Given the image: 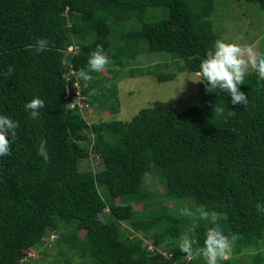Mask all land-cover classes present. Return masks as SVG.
<instances>
[{"label": "trees", "instance_id": "16d2710c", "mask_svg": "<svg viewBox=\"0 0 264 264\" xmlns=\"http://www.w3.org/2000/svg\"><path fill=\"white\" fill-rule=\"evenodd\" d=\"M216 1L0 0V113L20 122L12 154L0 158V264H74L70 252L79 255L77 264H188L175 240L193 228L201 210L218 214L234 242L232 258L222 263L264 264L259 250L264 214L256 210L257 202H264V87L254 72L241 88L247 107L233 109L230 98L209 94L200 83V101L185 111L156 101L128 121L90 123L86 117L90 105L91 110H117L123 77L155 74L151 65L115 67L140 52L172 53L184 61L179 71L198 73L200 60L221 40L212 20ZM243 1L264 9V0ZM152 7L169 15L147 20ZM111 20H138L141 26L121 33L122 45L114 49L111 35L117 29L112 31ZM38 38L50 41L48 51L34 52ZM74 44L79 50L69 51ZM97 45L111 58L109 74L80 78L89 104L81 112L66 98L68 83L72 94L76 90L70 72L86 70ZM9 66L15 69L12 76ZM156 75L160 81L176 76ZM33 96L45 101L36 121L23 108ZM215 104L225 109L224 118L214 115ZM41 138L48 141V164L37 155ZM91 151L102 169L80 168ZM154 172L169 196L191 200L181 212L194 206L192 219L170 208L145 211L150 195L145 177ZM100 186L106 187L109 202ZM133 201L144 202L142 212ZM107 207L104 220L100 215ZM199 223L196 233L203 246L211 225ZM140 232L159 245L170 241V254L148 251ZM49 248L56 254L45 262ZM33 250L38 257L24 262Z\"/></svg>", "mask_w": 264, "mask_h": 264}, {"label": "rangeland", "instance_id": "374dc122", "mask_svg": "<svg viewBox=\"0 0 264 264\" xmlns=\"http://www.w3.org/2000/svg\"><path fill=\"white\" fill-rule=\"evenodd\" d=\"M168 15L169 11L167 9L162 7H152L149 9L147 20L165 18ZM212 20L215 30L220 34L221 40L225 43L232 44L238 48L251 47L257 53L264 52V9L258 4L243 0H217L216 10L212 16ZM110 23L112 31L115 28L117 29V31L113 32L111 35L112 47L114 49H118L122 45L121 42L118 41L121 40V33L131 32L141 26V22L138 20H132L131 22L125 23L111 20ZM77 50H79V46L74 44L73 51ZM127 61L128 62H125V64L123 63L122 65L115 67H124V70H128L133 67L151 65L155 74L136 75L134 77L127 76L120 79L118 83L120 106L117 107V110H111V108L108 107H94L93 105L94 110H91L92 105H90V111L86 113L87 120L90 123L109 119L128 121L131 120L134 115L139 113L141 109L152 106L156 101L169 102L171 106L178 111H185L200 101L201 82L198 81L199 77L197 73L179 71L178 65H182L184 61L177 60L172 53L166 51L140 52L135 58ZM101 73L104 76H108L109 72L107 67H105ZM169 73H175L176 76L170 80L160 81L156 75ZM107 85H109V83ZM89 136L91 140L86 142V144L91 150L93 134H90ZM80 168L82 170H98L103 168V164L99 157L91 151L89 156L82 159ZM145 187L150 194L147 198L149 202L147 210L145 211L164 207L173 209L172 211L174 213L177 212L179 215L183 216L185 214H182L181 212L182 207L192 203L191 200L187 198L180 199L169 196L166 192L165 183L158 172L147 173L145 177ZM99 189L105 193V199L109 202V194L106 187L100 186ZM116 202L119 203V199H117ZM131 204L140 212L144 209L143 201H133ZM194 209V206L190 208L187 207V212L191 213V215H185L188 216V219H192V217L195 216ZM109 212L110 209L107 207L100 217L106 220L104 214H109ZM124 225L128 226V223L125 222ZM84 233L85 231L81 232V235L83 236ZM140 234L145 240V246L148 251L153 253H163L165 255L170 254V244H172L170 241L159 245L155 242L153 237L146 236L143 232H140ZM177 240L178 238L175 240V244H177ZM259 245V250H261V254L264 255V237L260 240ZM259 250L254 249L253 252ZM33 251L35 252V256H32L31 258L36 259L39 252L36 250ZM48 251L49 257L46 258L45 262L51 260L56 254V249L54 248H49ZM70 255L74 256L73 262L74 264H77L79 262V255H76L73 252H70ZM240 256L243 257L244 254H241ZM39 261V263H42L41 259H39ZM245 262V264H247L246 260Z\"/></svg>", "mask_w": 264, "mask_h": 264}, {"label": "clouds", "instance_id": "9594fccd", "mask_svg": "<svg viewBox=\"0 0 264 264\" xmlns=\"http://www.w3.org/2000/svg\"><path fill=\"white\" fill-rule=\"evenodd\" d=\"M49 45L48 39L38 38L31 47L34 48L35 53L39 54L48 51ZM110 60V56L104 51L102 45H97L96 50L92 51L87 59L86 70L80 71L78 79L92 80L91 74L103 72L105 67L110 64ZM14 71V67L9 66L7 75L12 76ZM253 72L256 74L257 82L264 87V52L257 53L251 47L238 48L222 40H216L200 60L197 75L198 81L204 84L207 93L230 98L231 107L235 109L241 106L247 107L249 104V99L241 91V88L246 85L247 77ZM91 94H95L94 90ZM67 101L69 107H79L80 111L84 112L85 108H81L79 105L71 106L70 101ZM23 108L28 114V118L36 121L41 116V110L45 108V101L39 96H33L23 104ZM214 115L217 118H224L225 109L223 106L215 104ZM19 128L18 120L0 113V158L12 154L11 145L17 139ZM47 144V139L41 138L37 150V155L42 157L44 164L50 163ZM256 210L264 214V202H257ZM182 214L191 215L187 210H183ZM193 219L198 222L177 240V246L186 257L188 264H191L193 260L198 261V264H222V262L230 260L233 255L234 242L222 230L220 216L201 210L199 215ZM199 222L211 225L206 233L207 239L203 246L200 245L196 233V229L200 226ZM29 253L26 255L27 260L35 256V253L33 255ZM23 261L26 262L25 259Z\"/></svg>", "mask_w": 264, "mask_h": 264}, {"label": "built area", "instance_id": "2783aa9c", "mask_svg": "<svg viewBox=\"0 0 264 264\" xmlns=\"http://www.w3.org/2000/svg\"><path fill=\"white\" fill-rule=\"evenodd\" d=\"M73 49L74 46L69 48V51H73ZM70 73L75 75L76 81L74 82V86L76 87V90H75V94H72L71 86L68 83L67 94H66L67 100L70 101L71 106L79 105L81 108H85V106L88 107L89 104L84 103L85 96L82 93L81 83L80 80L78 79V73L74 69H72ZM71 74L68 75L69 82L71 80ZM53 237H56V235L53 234ZM29 254L33 255V253H29ZM24 259L27 260L28 257H25Z\"/></svg>", "mask_w": 264, "mask_h": 264}]
</instances>
